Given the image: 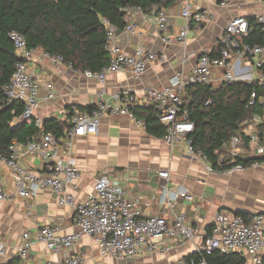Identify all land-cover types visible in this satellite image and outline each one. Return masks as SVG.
<instances>
[{
  "label": "crops",
  "instance_id": "crops-1",
  "mask_svg": "<svg viewBox=\"0 0 264 264\" xmlns=\"http://www.w3.org/2000/svg\"><path fill=\"white\" fill-rule=\"evenodd\" d=\"M192 2L208 13L210 21L204 25L192 24L184 46L174 41L184 24L180 17L179 1L165 9L167 31L164 33L157 29L155 13L145 15L135 11L127 17V23H133L140 36L130 37L122 31L116 33L114 43L128 55L134 56L142 51L156 55L159 60L147 64L140 80H135L129 71L108 75L106 98H112L123 89H130L137 98L136 107H153L154 104L145 98L146 89L167 86L175 74L188 75L198 64L201 55L210 54L221 44L224 28L233 18L264 15V2L260 0H238L227 7H221L211 0ZM164 37L170 38V43H165L162 40ZM44 54L42 50H33L28 62L30 71L40 78L39 105L35 114L43 122L55 120L68 123L73 111L95 106L99 86L70 66L53 64ZM250 63L248 59L242 61L240 66L245 67ZM240 73V70H235L236 76ZM223 74L224 70L220 68L212 69L209 86L213 90L221 86ZM257 79L258 73L252 71L239 81L252 82ZM48 86L52 87L51 91ZM50 92L53 98L47 99ZM261 119L264 124V111ZM21 122V119L16 121ZM246 132H255V129L247 128ZM248 146L247 152L244 153L242 149V158H258L253 146L250 143ZM72 156L79 169L77 189L73 192L77 204L86 200L96 180L105 175L111 176L123 188L125 198L136 205L142 217L163 216L169 225L177 217H183L193 228L194 239L183 243L166 239L156 250L143 248L135 258L122 261L100 257L87 236H82L71 250L61 249L57 253L48 251L41 243L33 242L29 257L23 264L38 261L60 263L64 258L78 254L82 256L84 264H178L201 249L202 240L209 233L207 228H211L218 213L264 215L263 168H246L231 175L209 173L208 164L201 157L190 154L183 141L170 148L162 138L148 135L142 124L127 117L103 116L95 136L72 140ZM22 165L29 171L43 173V165L37 158H26ZM160 172L169 173L168 181L158 176ZM163 184L167 186L168 194L186 190L194 197V202H173L168 194L163 200L160 187ZM0 185L6 192L14 194L7 169L0 170ZM55 225L59 226L62 235L78 231L73 209L60 205L51 191L41 192L31 199L14 197L12 203L0 202V242L7 248L6 258L1 259L0 264L16 256L23 233L33 234L39 228ZM262 258L264 261V251Z\"/></svg>",
  "mask_w": 264,
  "mask_h": 264
},
{
  "label": "built area",
  "instance_id": "built-area-1",
  "mask_svg": "<svg viewBox=\"0 0 264 264\" xmlns=\"http://www.w3.org/2000/svg\"><path fill=\"white\" fill-rule=\"evenodd\" d=\"M181 3L180 17L184 21L174 41L184 46L187 42V32L192 24L204 25L210 21V16L192 0H178ZM221 7H227L231 2L238 0H211ZM245 1V0H241ZM130 16L138 11L136 8L122 10ZM156 26L159 32L167 31V15L165 10L155 14ZM256 24L264 36V15L255 17ZM106 45L109 63L100 72L85 71L86 79L98 84L97 102L90 113L73 111L68 120L69 129L63 133L58 141L52 133L45 131L44 122L36 116L39 105L38 87L40 78L34 75L28 66L33 50L27 48L26 41L17 32L8 35L16 62L12 77L3 87V94L9 102H18L23 105L20 119L28 126L33 127L37 135L31 140L21 143L13 140L8 147L7 155H0V170L7 169L13 183L14 194L6 192L0 185V202L12 203L14 197L31 199L41 192L51 191L56 195L58 203L73 209L75 224L78 231L70 235H62L58 225L44 226L33 234L25 232L21 235L16 248V256L22 262L27 261L33 242L43 244L50 252L57 253L61 249L71 250L82 238L89 237L97 252L102 258L113 260H131L143 248L154 251L164 241L173 240L178 243L192 241L194 230L183 217H177L172 224H168L163 216L142 217L135 204L125 198L123 188L111 176H102L93 183L92 192L86 200L76 203L73 192L77 189L79 169L72 156V140L76 137L95 136L99 120L105 116H123L138 122L132 113L137 106V98L130 89H123L112 98H106L105 83L110 74L129 71L135 80L145 74L147 64L159 59L154 54H145L142 51L134 56L126 54L115 43L116 31L105 22ZM124 33L130 37L140 36L133 23H127ZM251 28L246 18L235 17L224 28V37L221 40V49L217 58H210L203 54L198 64L188 74H175L167 86L145 90V98L152 102L158 111V121L164 127L163 142L170 148L184 142L190 154L201 157L207 164L209 173L231 175L242 172L246 168H263L264 162H253L248 166L238 163L242 159V141L239 136L231 137L226 148L227 152L211 164L198 151L193 149V142L188 138L194 131V125L189 121L188 110L183 106L182 94L186 87L196 84L211 83L212 69L224 70L222 83L240 82L252 71L264 70V45H244L239 47L237 38H245ZM170 43V38L162 39ZM53 64H63L60 56L44 54ZM251 60L252 63L241 67L242 61ZM162 61V60H161ZM66 65V64H65ZM69 66V65H67ZM240 70L235 75V70ZM264 80V76L260 77ZM52 87L48 86L51 91ZM53 95L47 96L52 99ZM255 103L254 95L250 106ZM264 125L260 116L255 115L250 124H243L255 132H246L249 143L254 148L257 157H264V133L260 140L256 134L258 126ZM26 158H37L43 165V173L29 171L22 162ZM158 176L168 181L169 173L160 172ZM162 199L167 197V186L161 185ZM170 201L185 200L194 202V197L186 190H178L168 194ZM29 208V207H27ZM29 210V209H28ZM165 249L164 251H167ZM264 251V215L254 214L248 219L232 213H218L208 234L202 240L201 249L197 256L189 260H180L178 264H212L213 260L221 256L241 255L245 264H264L262 253ZM6 245L0 242V260L6 258ZM34 264H84L81 255L64 258L60 263L38 261Z\"/></svg>",
  "mask_w": 264,
  "mask_h": 264
},
{
  "label": "trees",
  "instance_id": "trees-1",
  "mask_svg": "<svg viewBox=\"0 0 264 264\" xmlns=\"http://www.w3.org/2000/svg\"><path fill=\"white\" fill-rule=\"evenodd\" d=\"M178 0H0V155H7L13 140L25 143L36 137L37 132L26 123H16L20 119L23 105L9 102L3 87L12 77L16 56L8 35L21 34L30 50H42L50 56H60L64 64L77 72H100L108 66L109 57L105 50V22L116 32H122L127 25L125 8L139 9L148 15L165 10ZM264 2V0H260ZM251 31L245 38H237L238 46L264 45V36L255 18H246ZM221 44L210 54L217 58ZM258 79L252 82L222 83L217 90L209 85L188 86L182 94L183 106L188 110L189 121L194 131L188 136L193 149L200 152L208 162L215 164L219 156L226 154L231 137L239 136L244 153L249 150L248 137L244 135L247 126L255 115L262 116L264 111V70H256ZM254 95L255 103L250 106ZM94 107L80 109L90 113ZM132 113L144 126L146 133L162 138L165 129L159 123L158 111L153 107H135ZM67 122L45 121L44 129L53 134L56 140L63 137L69 129ZM264 125L257 127L261 140ZM253 162H264V157L242 158L238 163L248 166ZM248 219L250 216L236 213ZM210 227L207 228V233ZM197 253L184 260L195 258ZM5 264H23L15 256ZM212 264H245L241 255L217 257Z\"/></svg>",
  "mask_w": 264,
  "mask_h": 264
},
{
  "label": "water",
  "instance_id": "water-1",
  "mask_svg": "<svg viewBox=\"0 0 264 264\" xmlns=\"http://www.w3.org/2000/svg\"><path fill=\"white\" fill-rule=\"evenodd\" d=\"M117 33H119V32H117Z\"/></svg>",
  "mask_w": 264,
  "mask_h": 264
}]
</instances>
